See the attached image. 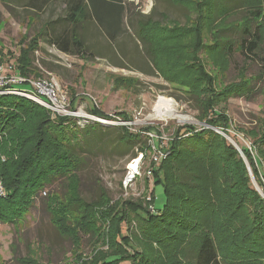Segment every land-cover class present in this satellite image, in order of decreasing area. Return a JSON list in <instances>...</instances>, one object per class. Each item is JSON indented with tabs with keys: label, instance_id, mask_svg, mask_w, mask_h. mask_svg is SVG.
<instances>
[{
	"label": "rangeland",
	"instance_id": "rangeland-1",
	"mask_svg": "<svg viewBox=\"0 0 264 264\" xmlns=\"http://www.w3.org/2000/svg\"><path fill=\"white\" fill-rule=\"evenodd\" d=\"M28 1L31 0H0L2 74H18L28 79L53 77L61 90L60 97L64 99L56 109L61 114L74 113L69 117L72 118L71 123L77 125L73 126L75 131L77 127L82 129L88 121L102 124L103 128L97 130L103 140L101 144L98 145L97 140L83 138L82 133L75 142V152L80 158L78 174L82 197L85 200L94 199L102 190L109 202L77 212L72 209L69 213L71 225L68 227H75L73 231H77V237L75 234L60 236L50 222L51 215L44 203L49 194L64 191L61 179L54 180L39 192L27 213L12 222L0 221V264H23L19 262L23 257L29 260L26 264H82L81 261L100 264L108 255L123 250L132 252L133 249L131 264H185L193 256L202 233L213 238L220 258L236 264H264V248L253 244L247 248L242 243L252 227L249 215L252 198L243 186L245 170L257 195L262 197L263 194L242 149L253 155V140L248 132L264 128V39L258 57L245 59L235 44L232 55L225 57L223 53L227 42L224 38L215 37L216 30L224 25L217 23L215 28L209 26L208 29L198 26L193 41L196 39L204 45L196 56L189 52L191 45L184 48L182 58L172 64L174 68H179L176 81L167 82L160 76L143 72L147 69L146 56L141 50L142 44L136 37L134 25H129V15L124 17V30L114 41H108L99 29L86 26L83 36L89 48L83 58L49 52L44 46L32 50L30 42H27L31 35L49 15L61 14L63 6L59 1L51 0L39 11L26 5ZM123 1L134 18L138 17V13H145L154 19H161V13H165L180 22H185L186 17L194 22L202 16L195 8L201 0L189 1L190 14L172 4L171 0ZM253 2L264 3V0ZM233 3L230 0L227 5L232 6ZM262 10L264 13V8ZM242 15L241 8L237 6L227 21L240 20ZM28 19L31 24L27 28ZM238 22L245 25L251 21L241 19ZM239 30L240 26L218 35L228 36V42H231L239 38ZM189 38L185 37L186 42ZM212 39L219 43V50L206 47ZM195 62H198L197 65ZM199 64L213 78L214 89L220 93L212 106L225 115L226 127L212 126L204 121L208 114L206 106L213 92L206 88L201 78H196L195 68ZM16 88L29 90L31 87L29 84H17ZM9 95L32 102L25 96ZM34 104L40 107L27 106L9 131L0 133V163L9 166L18 159L28 150L30 143H25L26 137L32 138L35 123L44 115L52 119L51 108ZM92 108L96 112H92ZM124 115L130 120H122ZM103 116L112 120L102 122L101 119H105ZM117 125H123L129 132L140 133L141 141L145 142V149L135 158L131 156L133 150H124L116 141ZM182 125H191L198 132L209 130L217 136V142L212 140V136L208 142L210 158L199 159L184 149L176 158L165 160L174 132ZM146 127L150 130H144ZM9 135L10 147L9 144L4 146ZM221 138L235 148L236 154L226 153L221 148ZM156 151L163 154L158 161L153 159ZM134 160L138 162L135 171L131 172V164L136 163ZM174 169H183L187 173L181 178L187 183L185 188L175 181ZM132 173L134 177L126 182ZM161 185L167 186L173 197L180 193L183 197L195 199L200 206L201 210L194 217L196 228L181 234L178 237L182 239L181 243L169 239L165 245H158L153 240L155 235L140 227V216L133 209L127 211L121 203H139L151 213V197H155L156 207L164 202ZM50 198L52 206L59 199L53 195ZM174 200L175 203L181 202ZM53 207L55 210L52 212L55 213L60 206L55 204ZM122 207L126 214L122 212ZM190 213L191 210H188L187 215ZM121 218L125 220L120 224ZM118 225L126 239L130 240L128 245L118 232ZM129 263L123 260L119 264Z\"/></svg>",
	"mask_w": 264,
	"mask_h": 264
},
{
	"label": "trees",
	"instance_id": "trees-1",
	"mask_svg": "<svg viewBox=\"0 0 264 264\" xmlns=\"http://www.w3.org/2000/svg\"><path fill=\"white\" fill-rule=\"evenodd\" d=\"M3 1L6 2V0ZM50 1L31 0L26 5L33 10L40 11ZM56 1L62 4V13L49 15L48 19L43 21L38 30L31 35L27 42H30L29 46L32 50H39L41 46H44L49 52L77 55L83 58L89 48L83 36L85 35L86 26L95 30L99 29L102 33L104 32L108 41H114L124 30V17L129 15V25H134L136 37L142 44L141 50L146 56L147 69L143 70V72L147 75L160 76L167 82L176 81L179 68H174L175 66H172V64H175L177 59L182 58V50L191 45L189 52L191 54L194 53V56H196L197 51L204 45L203 42H198L196 39L193 41V34L197 35L198 26H206L208 29L209 26L215 28L217 23L224 25L219 31L218 29L216 30L215 37L224 38L223 40L227 42L226 46L223 42L225 46L224 53L221 51L225 57L232 55L233 44L238 48V52L244 55L245 59L250 60L252 56L258 57L260 46L264 39V13L262 10L264 3H256L253 0H232L234 2L232 6L227 5L230 0H201L196 4L195 8L199 10L202 16L200 17L201 19L196 18L194 22L189 21V17H186L185 22H180L169 18L165 13H161V19H154L151 15L145 13H138V17L134 18V15L123 0ZM189 1L171 0L172 4L181 7L190 14L192 9L189 6ZM237 6L243 12L240 20L248 19V22H251L244 25L238 22L240 21L239 19L231 22L227 21ZM258 20L260 21L258 22ZM188 22L190 23L188 24ZM30 24L31 21L28 19L27 28ZM238 26H240L238 39L228 42L230 39L228 36L218 35L221 32L224 33V31L227 32V30L238 28ZM186 36H190L189 42H186ZM206 47L214 48L215 50L220 49L216 39H212ZM194 59L196 58L194 57ZM197 63L195 62L196 65ZM202 66V64H199L195 68L196 78H201L206 88L213 92L210 95L208 106H206L208 114L204 121L212 126L224 125L226 127L227 118L212 106L220 93L214 89L213 78L205 72ZM183 90L187 91V89ZM27 106L30 108L40 107L25 98L0 94V133L9 131V128L15 124V119L20 117V114ZM92 112H96V110L92 108ZM104 118L112 120L108 117ZM71 119L67 115L55 116L52 119L49 115H44V118L35 123L32 128V138L26 137L25 143H30L28 150L22 153L9 166L0 163V187L3 190L0 193L1 222L15 221L27 213L33 206L39 192L56 179H61L64 191L60 194H49L44 203L51 215L50 222L60 236L70 237L71 234H77V231L75 233L73 231L75 227H68L71 225L69 213L72 209L77 212L89 207L98 208L109 202L107 194L102 190L94 199L85 200L82 197L78 174L80 158L75 152V142L79 140L78 138L82 133L83 138L89 141L97 140L98 145H100L103 140L97 130L102 129L103 126L100 122L88 121L82 125V129L77 127L78 130L75 131L73 126L76 127L77 125H73ZM122 120H130V118L124 115ZM71 124L72 126H70ZM144 130L149 131L150 129L146 127ZM9 136V139H5L4 146L9 144L10 147L11 135ZM140 136V133L129 132L123 125H117L116 141L124 147V150H133L132 158H135L139 152L145 149V142L141 141ZM211 136L213 137L212 140L217 142V136L212 131L202 130L198 132L191 125H182L176 128L165 160L176 158L184 149L199 159L210 158L211 156L208 155V142L212 138ZM248 136L253 140L252 149L254 154L251 155L252 153L248 150L242 149V151L247 156L254 178L262 186V179H264V128H257L255 132L250 130ZM220 146L226 153L236 154L235 148L227 143L225 139L221 138ZM135 148L136 151H134ZM174 172L175 181L180 182L182 187L185 188L187 183H184L181 178L183 174L187 173L183 169H174ZM245 173L243 186L252 198L249 202V207L251 206L249 215L252 219V227L251 232L244 238L242 243L247 248L251 244L264 248V198L257 195L250 183L247 170H245ZM161 188L164 202L160 207H156L154 205L155 197H151L149 204V209H152L151 213L141 207L139 203L121 202V200L120 202L127 211L133 209L135 214L140 216L142 219L140 227L144 228L146 232H152L155 235L153 240L158 245H165V242L169 239H172L174 243H181L182 239H178V237L186 230L196 228L194 217L201 210L199 209L200 206L195 199H189L185 195L183 197L180 193L173 197L172 193L169 192V188L165 185H161ZM262 191L264 193V189ZM52 195L59 198L55 204L60 207L55 213L52 212V210H55V207H53L55 204L53 206L50 205L52 200L50 197ZM201 198H204V196ZM174 199H179L181 202L175 203ZM124 207L121 209L126 214ZM188 210H191L190 215H187ZM124 220L125 218H121L120 224ZM117 227L122 238L126 239L125 234L121 232V226L118 225ZM69 240L71 241V239ZM129 241V239H126L125 244L128 245ZM72 242L74 244L73 240ZM133 251L135 250L133 249ZM132 252L123 250L113 255H108L100 264H119L123 260H128V263L130 261L129 264H131ZM189 259L185 264H236L234 261L224 260L219 257L213 238L207 233H202L199 236L193 256ZM19 262L26 264L29 263V260L23 257L19 259ZM81 263L92 264L89 261H81Z\"/></svg>",
	"mask_w": 264,
	"mask_h": 264
},
{
	"label": "built area",
	"instance_id": "built-area-1",
	"mask_svg": "<svg viewBox=\"0 0 264 264\" xmlns=\"http://www.w3.org/2000/svg\"><path fill=\"white\" fill-rule=\"evenodd\" d=\"M17 84H29L30 89H17ZM0 94H15L21 95L30 98L33 102H36L42 106L52 109V117L59 116V115H67L71 116L73 112H67L66 114L59 113L58 107L62 105V99L60 97L61 90L57 81L53 78H46V79H28L24 78L18 74H11V75H3L2 74V67L0 66ZM102 122H110L106 121L105 119H101ZM163 154L160 151H156L154 160L158 161L161 159ZM137 162L138 160H134ZM129 169V168H128ZM136 169V168H135ZM130 174V173H129ZM132 177L133 173H132ZM128 179H132L131 177L126 178V182H129ZM263 185L261 186L262 190L264 189V179H262ZM264 198V193L262 194Z\"/></svg>",
	"mask_w": 264,
	"mask_h": 264
},
{
	"label": "bare ground",
	"instance_id": "bare-ground-1",
	"mask_svg": "<svg viewBox=\"0 0 264 264\" xmlns=\"http://www.w3.org/2000/svg\"><path fill=\"white\" fill-rule=\"evenodd\" d=\"M167 100V99H166ZM170 105V104H169ZM164 106V105H163ZM168 107V106H167ZM158 111H159V109H158ZM135 168H136V163H134V164H131V166H130V170H131V172H134L135 171Z\"/></svg>",
	"mask_w": 264,
	"mask_h": 264
},
{
	"label": "water",
	"instance_id": "water-1",
	"mask_svg": "<svg viewBox=\"0 0 264 264\" xmlns=\"http://www.w3.org/2000/svg\"><path fill=\"white\" fill-rule=\"evenodd\" d=\"M131 178H133V177L131 176Z\"/></svg>",
	"mask_w": 264,
	"mask_h": 264
}]
</instances>
